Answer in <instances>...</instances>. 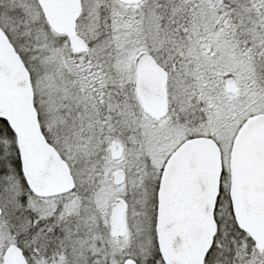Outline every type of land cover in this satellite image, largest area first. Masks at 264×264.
<instances>
[{
  "label": "snow or ice",
  "instance_id": "snow-or-ice-1",
  "mask_svg": "<svg viewBox=\"0 0 264 264\" xmlns=\"http://www.w3.org/2000/svg\"><path fill=\"white\" fill-rule=\"evenodd\" d=\"M0 264H264V0H0Z\"/></svg>",
  "mask_w": 264,
  "mask_h": 264
}]
</instances>
